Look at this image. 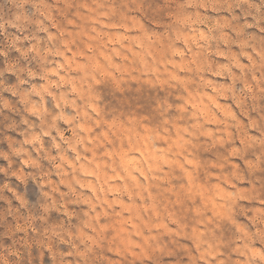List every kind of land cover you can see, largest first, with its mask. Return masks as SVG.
I'll list each match as a JSON object with an SVG mask.
<instances>
[{
  "label": "clouds",
  "instance_id": "9594fccd",
  "mask_svg": "<svg viewBox=\"0 0 264 264\" xmlns=\"http://www.w3.org/2000/svg\"><path fill=\"white\" fill-rule=\"evenodd\" d=\"M0 264H264V0H0Z\"/></svg>",
  "mask_w": 264,
  "mask_h": 264
},
{
  "label": "rangeland",
  "instance_id": "374dc122",
  "mask_svg": "<svg viewBox=\"0 0 264 264\" xmlns=\"http://www.w3.org/2000/svg\"><path fill=\"white\" fill-rule=\"evenodd\" d=\"M29 192H30V194H32V190H31V188H29Z\"/></svg>",
  "mask_w": 264,
  "mask_h": 264
}]
</instances>
